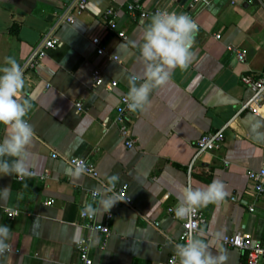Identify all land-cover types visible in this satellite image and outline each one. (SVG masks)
<instances>
[{"label": "crops", "instance_id": "0c3cea01", "mask_svg": "<svg viewBox=\"0 0 264 264\" xmlns=\"http://www.w3.org/2000/svg\"><path fill=\"white\" fill-rule=\"evenodd\" d=\"M76 1L0 0V66L7 56L19 64L24 96L32 103L26 119L34 133L27 148L32 174L0 173V225L10 231V248L0 255V264H75L79 238L89 241L93 264H157L179 244L181 222L168 207L177 206L183 187L205 188L214 180L224 184L228 195L199 208L205 223L195 236L223 257L221 264H246L245 254L226 246L222 237L242 232L264 241V192L258 194L247 178L248 170L264 164V112L239 111L250 93L240 76L264 73V0H249L246 7L233 0H201L191 10L175 0L163 3L168 13L187 14L196 23L193 58L187 69L177 68L165 85L154 88L142 108L127 114L131 148L114 116L132 77L137 84L144 82L140 48L134 45L142 42L153 15L130 13L131 0H87L85 11L69 24L65 18ZM157 5L158 0H141L144 11ZM110 6L124 39L102 17ZM46 35L59 43L35 67H27ZM93 36L118 60L97 55ZM227 45L244 51L246 61L238 62ZM95 67L104 74L99 86L91 79ZM109 80L117 82L112 89L106 86ZM225 124L222 144L201 153L190 166L196 140ZM6 135L0 124V141ZM52 151L59 155L51 157ZM69 156L91 163L101 180L108 183L118 174L116 184L128 186L131 205L119 200L94 216L101 223L110 214L108 236L80 217L87 205L100 206V197L94 201L91 192L101 185L84 173L77 176L63 158ZM6 209L19 213L8 217Z\"/></svg>", "mask_w": 264, "mask_h": 264}, {"label": "clouds", "instance_id": "9594fccd", "mask_svg": "<svg viewBox=\"0 0 264 264\" xmlns=\"http://www.w3.org/2000/svg\"><path fill=\"white\" fill-rule=\"evenodd\" d=\"M197 31L196 23L187 14L161 12L151 17L142 33V42L134 45L140 48L144 63V82L137 84L135 79L130 81V90L126 97L130 110L142 108L152 90L165 85L177 68H188L193 58L191 49ZM24 89L25 78L19 64L15 58L5 57L4 66H0V124L6 127L7 135L0 141V173L15 174L20 178L32 174L27 164V148L34 134L32 125L25 119L32 103L30 98H25ZM5 157L15 159L8 160ZM85 171L86 164L81 160L75 173L79 176ZM119 179L118 174L110 176L108 183L111 187L106 191L115 188ZM227 195L224 184L219 180H214L205 188L183 187L175 214L179 219L188 218L201 207L222 202ZM97 197H100V206L87 205L83 215L94 217L101 211L108 212L116 201L121 200L118 196L107 197L102 190H94V201ZM9 238V227L0 225V255L10 248L6 243ZM174 250L179 264H221L223 259L214 254L203 239L195 235L189 237L185 243L176 244Z\"/></svg>", "mask_w": 264, "mask_h": 264}, {"label": "built area", "instance_id": "2783aa9c", "mask_svg": "<svg viewBox=\"0 0 264 264\" xmlns=\"http://www.w3.org/2000/svg\"><path fill=\"white\" fill-rule=\"evenodd\" d=\"M112 2H116L117 0H111ZM166 0H158V5L153 8L152 11H144L141 8V0H131L127 4V9L130 13H134L136 10L140 11V17H146L150 14L155 15L161 12H167L164 8H162L163 3ZM201 0H192L189 4L190 9L195 7L197 3ZM87 8V0H77L75 6L70 14H68L65 18L66 22L72 24L75 21L77 15H80ZM102 17L106 20V24L108 28L115 30L117 36L119 38H126L124 31L117 30L116 21H115V11L113 7L106 8L102 13ZM216 38H219L220 35L215 34ZM58 40L55 38L47 37V35L40 41L36 48L35 56H33L30 60L27 61L26 66L29 68H33L38 64L39 60L42 59L46 55V51L49 48L54 47L58 44ZM91 43L95 47V53L97 55H106L110 60H118L116 55L109 54L106 50V46L101 44V38L99 36H93L91 38ZM226 49L232 52L238 62L244 63L246 61V54L240 48L234 45H227ZM91 79L94 86H99L104 84V74L100 68H93L91 71ZM132 79L136 80V77L133 76ZM241 83L249 90L248 97L242 102L239 111L249 110L253 114L262 115L264 112V73L258 76L245 73L240 76ZM117 85L116 80H109L106 84L107 88L112 89ZM127 94H121L118 97V102L116 105V112L114 116V122L118 127V132L121 138L124 141V144L131 148L133 145V138L130 135V129L128 125V117L127 114L131 111L126 102ZM81 103L76 102L77 110H81ZM26 119V117H25ZM27 120V119H26ZM28 121V120H27ZM227 127V124L222 126L216 131L208 132L202 134L195 143V153L192 157L191 164L195 161V159L203 152L210 151L218 148L222 142L224 141V130ZM59 154L55 151L51 152V157L55 158ZM68 164L72 168H76L79 161H84L86 164V171L84 174L99 180L101 185V190L104 191L105 194L118 196L120 197V201L124 204L131 205L133 203L132 198L129 196L127 189L128 186L126 184L115 185L111 191H106L111 187L109 183L101 180L99 178V174L95 167L86 161L83 158H79L76 156L63 157ZM44 177V176H42ZM247 178L252 182L255 191L258 194L264 192V164L258 169H250L247 171ZM93 192H91L93 196ZM53 202L52 199L47 200L46 204H51ZM176 207H168V212L175 218H177L175 214ZM252 210V208H250ZM83 211H80V217L85 219L86 226L90 229L100 232L105 236H108L110 233L109 229V219L110 214L106 216V220L104 222H96L94 217H90L87 215H83ZM19 213L16 209H6V214L8 217L15 216ZM179 219V218H178ZM181 222V232L179 236V244L185 243L186 240L196 235L199 230L201 224L205 223V217L203 213L197 209L196 212L188 218L179 219ZM155 226L159 224L158 221L152 222ZM222 242L229 247L235 248L245 254L246 264H264V241L253 240L248 234H244L242 232H234L232 234H228L222 237ZM76 249L78 251V259L75 264H93V259L89 254L90 246L89 241L86 238H79L75 243ZM7 251V250H6ZM5 251V252H6ZM157 264H179L178 258L175 256V252L170 254L166 260L160 261Z\"/></svg>", "mask_w": 264, "mask_h": 264}, {"label": "water", "instance_id": "95a60500", "mask_svg": "<svg viewBox=\"0 0 264 264\" xmlns=\"http://www.w3.org/2000/svg\"><path fill=\"white\" fill-rule=\"evenodd\" d=\"M169 1L170 0H166L165 4L167 5L169 3ZM175 1L178 2L183 8H185L187 10H191L189 4L191 3L192 0H175ZM205 1L209 2L210 0H205ZM233 1L237 2L242 7L248 6V4L250 2L249 0H233ZM253 1L255 2L256 0H253Z\"/></svg>", "mask_w": 264, "mask_h": 264}, {"label": "rangeland", "instance_id": "374dc122", "mask_svg": "<svg viewBox=\"0 0 264 264\" xmlns=\"http://www.w3.org/2000/svg\"><path fill=\"white\" fill-rule=\"evenodd\" d=\"M118 130V129H117Z\"/></svg>", "mask_w": 264, "mask_h": 264}]
</instances>
